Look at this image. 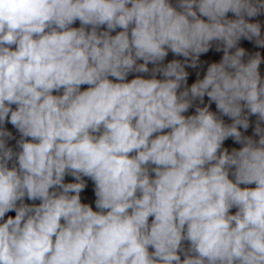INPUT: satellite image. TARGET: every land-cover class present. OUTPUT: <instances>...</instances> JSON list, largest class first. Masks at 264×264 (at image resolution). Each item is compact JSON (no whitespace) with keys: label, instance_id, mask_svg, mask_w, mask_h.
<instances>
[{"label":"clouds","instance_id":"9594fccd","mask_svg":"<svg viewBox=\"0 0 264 264\" xmlns=\"http://www.w3.org/2000/svg\"><path fill=\"white\" fill-rule=\"evenodd\" d=\"M261 16L0 0V264H264Z\"/></svg>","mask_w":264,"mask_h":264}]
</instances>
